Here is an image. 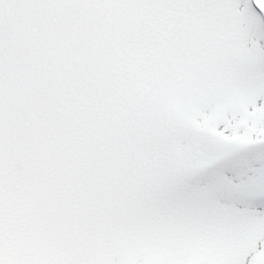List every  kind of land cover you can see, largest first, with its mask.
Here are the masks:
<instances>
[{"label":"snow or ice","instance_id":"obj_1","mask_svg":"<svg viewBox=\"0 0 264 264\" xmlns=\"http://www.w3.org/2000/svg\"><path fill=\"white\" fill-rule=\"evenodd\" d=\"M0 264H264V0H0Z\"/></svg>","mask_w":264,"mask_h":264}]
</instances>
